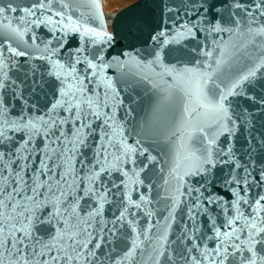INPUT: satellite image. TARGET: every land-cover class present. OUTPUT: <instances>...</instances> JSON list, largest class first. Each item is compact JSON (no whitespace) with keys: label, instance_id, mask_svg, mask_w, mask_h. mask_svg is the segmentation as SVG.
<instances>
[{"label":"snow or ice","instance_id":"snow-or-ice-1","mask_svg":"<svg viewBox=\"0 0 264 264\" xmlns=\"http://www.w3.org/2000/svg\"><path fill=\"white\" fill-rule=\"evenodd\" d=\"M157 7L110 55L99 0H0V264H264V0Z\"/></svg>","mask_w":264,"mask_h":264},{"label":"water","instance_id":"water-1","mask_svg":"<svg viewBox=\"0 0 264 264\" xmlns=\"http://www.w3.org/2000/svg\"><path fill=\"white\" fill-rule=\"evenodd\" d=\"M27 2H29V0H21V3ZM159 2L160 0H136L118 12L111 14L104 13L101 10V0H99L100 10L105 17L106 30L107 26H109V33L115 38L112 47L108 45L104 46L108 49L110 55H116L122 51L134 49L136 53L147 56L157 47H160L159 44H153L149 41L150 35L156 31L163 30L167 22V16L161 17V8L157 7ZM81 11H83L85 15L88 14L89 8L86 3L78 6L76 15L79 16ZM90 23L98 25V21L94 19L91 20ZM131 24H135L136 27H132L131 30H129V25ZM69 39L71 41V47L73 48L79 43L76 37L70 36ZM190 44L191 42L188 41L185 42V44H172L164 47L162 49L163 60L166 63L186 64L189 61L195 62L196 60L202 59L198 53L191 51V48L186 46ZM209 44H211V40H209ZM37 63L42 62L37 61ZM260 84H264V80L259 81L256 86L250 87L248 90L254 93L264 91V89H261L259 86ZM136 92L139 93L143 100V105H133L137 113L135 123H139L145 119L146 113H150L149 95L145 94L143 87H137ZM244 103L242 98H233V104H240L243 106ZM151 147L161 160L165 159L167 153L166 144H151ZM163 175L164 174L157 172L153 178L159 183H162ZM153 195H155V192Z\"/></svg>","mask_w":264,"mask_h":264},{"label":"rangeland","instance_id":"rangeland-1","mask_svg":"<svg viewBox=\"0 0 264 264\" xmlns=\"http://www.w3.org/2000/svg\"><path fill=\"white\" fill-rule=\"evenodd\" d=\"M134 1L136 0H101V10L104 13H116L122 8L132 4ZM107 30L110 32L109 26H107Z\"/></svg>","mask_w":264,"mask_h":264},{"label":"bare ground","instance_id":"bare-ground-1","mask_svg":"<svg viewBox=\"0 0 264 264\" xmlns=\"http://www.w3.org/2000/svg\"><path fill=\"white\" fill-rule=\"evenodd\" d=\"M117 1H119V0H117ZM109 29V28H108Z\"/></svg>","mask_w":264,"mask_h":264}]
</instances>
